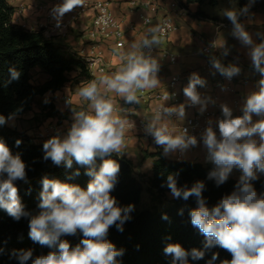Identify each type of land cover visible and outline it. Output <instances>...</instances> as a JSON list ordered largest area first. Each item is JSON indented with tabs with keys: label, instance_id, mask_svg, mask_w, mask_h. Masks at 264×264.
Listing matches in <instances>:
<instances>
[{
	"label": "clouds",
	"instance_id": "1",
	"mask_svg": "<svg viewBox=\"0 0 264 264\" xmlns=\"http://www.w3.org/2000/svg\"><path fill=\"white\" fill-rule=\"evenodd\" d=\"M254 2L249 0L240 9H225L223 15L233 26V37L249 48L252 65L261 75L258 88L246 97L242 116L233 117L232 110L226 104L221 105L223 119L216 122L219 137L211 120L200 137L207 151V160L215 166L208 173L209 180L220 186L227 182L234 168L241 170L242 174L234 191L224 195L212 208L207 206L203 196L206 187L203 181H196L191 187L178 186V172L166 176L162 187L166 186L174 199L187 201L195 197L198 206L190 209V222L205 238L203 249L188 251L179 243L167 244L164 254L172 257V264H189V257L202 259L206 251L216 246L232 256L231 260H223L220 264H264V193L258 194L252 183L258 179V173L264 174V37H261L262 42L255 43L240 22V17L248 14ZM84 4L85 0H63L53 7L52 15L59 24L66 13ZM163 32L162 24H150L141 39L131 42L127 51H120L121 63L114 72L80 82L77 94L86 106L73 109L72 123L66 134L54 135L43 144L45 160L50 159L57 166L64 164L67 168L72 167L73 161L87 166L86 175L90 180L86 188L44 177L39 194L40 211L31 215L25 210L14 183L17 180L27 182L26 164L20 154L13 155L5 141L0 139V208L16 221L30 217L29 238L53 249L35 258L32 249L14 250L12 255L19 264H27L29 260L31 264H118L117 257L123 255V250L107 239L108 232L113 226L123 232V225L131 218L134 205L122 207L111 195L120 167L115 160L106 157L121 153L126 147V135L135 125L120 114L122 110L117 111L110 93L125 103H140L139 91L160 85V65L152 51L160 47ZM221 47L222 55L227 56L229 49ZM210 64L228 79L240 72L237 65L225 66L216 56L210 57ZM9 73L8 83L20 77L15 68H10ZM205 85L206 81L194 72L183 88L190 106L199 105L201 113L206 110L210 98H202L197 88ZM167 99L166 92L163 100ZM253 115L261 119L254 122ZM173 116L183 121L185 105H159L144 126L145 134L163 148L165 156L177 152L183 154L198 144L197 137L190 135L187 128L173 122ZM14 119L15 114L0 115V126ZM20 144L21 141L17 140L16 145ZM97 158L102 161L98 169L95 166ZM75 174L79 175V172ZM78 232L83 238L74 247L68 240L61 239ZM218 257V253H213L207 264H214Z\"/></svg>",
	"mask_w": 264,
	"mask_h": 264
},
{
	"label": "trees",
	"instance_id": "2",
	"mask_svg": "<svg viewBox=\"0 0 264 264\" xmlns=\"http://www.w3.org/2000/svg\"><path fill=\"white\" fill-rule=\"evenodd\" d=\"M238 7L243 8L249 0H236ZM217 0H186V5L204 4L215 6ZM251 10V8L249 9ZM257 10H264V1ZM15 9L7 0H0V115L8 117L10 114L22 115L31 110L37 96L47 92L60 90L68 82V74L79 69L81 74H87L82 62L75 57H65L60 50L48 41L42 32L29 31L14 24L12 16ZM195 19L214 20L200 8L192 14ZM38 67L48 79L42 84L31 83V71ZM15 68L20 72L18 80L10 79L9 69ZM0 139H3L13 155L20 154L26 164L27 182L15 181L18 195L25 210L31 215L39 213V194L42 191V179H58L61 182L77 184L86 188L90 177L86 175L87 166H81L73 161L71 168L64 164L57 166L44 159L43 144L33 143L23 132L7 126H0ZM20 140L21 144L16 145ZM153 159L152 174L148 179L149 187L157 194L163 195L170 190L162 185L170 173H179L178 186L191 187L196 181L205 183L203 196L209 208L215 206L219 200L235 189L238 179L229 177L226 183L217 186L213 180L207 178L208 173L215 167L214 164L202 165L185 161H173L165 157L161 151L149 154ZM120 167L118 181L111 195L120 206L137 205L142 192V183L135 173L134 164L125 158L112 154L110 157ZM102 163L96 159L98 169ZM79 175H76V172ZM257 193H264V177L252 182ZM195 197L187 201L173 199L171 205L163 210H134L130 219L123 225V232L111 227L107 239L117 249L123 250V255L117 257L118 264H172V257L164 254V248L169 243H179L185 250L193 248L203 249L205 238L190 222V209L196 208ZM181 210L182 214H181ZM167 217L165 219L164 217ZM29 219L22 217L19 221L10 217L0 208V264H19L12 255L14 250L32 249L33 258L46 255L53 249L34 243L29 238ZM79 232L75 236H62L71 246H75L82 239ZM213 253L219 257L214 264L223 260H231L232 256L226 250L216 246L206 251L205 256L199 260L189 257V264H207ZM31 264V260L27 262Z\"/></svg>",
	"mask_w": 264,
	"mask_h": 264
},
{
	"label": "crops",
	"instance_id": "3",
	"mask_svg": "<svg viewBox=\"0 0 264 264\" xmlns=\"http://www.w3.org/2000/svg\"><path fill=\"white\" fill-rule=\"evenodd\" d=\"M110 1V9L116 18L121 22L122 29L125 33L124 46L120 49L115 48L113 42H108L100 47L108 71L105 74H111L121 63L120 51H127L130 43L141 39L150 24H156L167 14L170 9L169 5L173 1L179 4H186V0H106ZM215 6L204 4H189L184 7L185 11L175 10L172 15L176 29L172 31L167 38H161V45L155 48L158 52L159 61L158 79L160 85L155 89H145L139 91L140 103H125L122 98L110 93L114 98L117 111L127 118L142 120L147 123L153 115V109L157 105L170 104L171 106L185 105L186 117L200 115L205 111L217 110L222 114L221 105L223 102L232 110V115L242 111L246 97L258 88V81L261 75L252 65L249 48L243 46L241 42L232 35V24L223 15V10L233 8L239 9L236 0H217ZM15 11L12 16V22L20 25L29 31H39V26L46 22V11L49 8L63 2V0H7ZM146 3H156L159 8L156 13L150 12ZM214 20L195 19L192 14L198 9ZM143 17H150L151 23L144 24ZM93 18L91 12H86L81 20L74 25L66 36H44L50 41L65 57H75L84 47V37L82 27L89 25ZM240 22L244 24L245 29L251 34L255 43H260L261 37H264V10H249L247 15L240 17ZM229 49L227 56L222 55L223 47ZM209 47V53H203V49ZM167 51L176 56L175 64L169 63L166 59L160 57L159 53ZM216 56L227 66L235 64L240 68L238 75L233 78L236 92L234 94L220 95L214 88V84L222 77L210 64V57ZM198 73L210 86L208 90L198 86L197 90L202 98H210L205 111L201 113L200 106L189 107L190 102L183 93V88L188 84L189 77L192 73ZM171 77H177L179 83L176 86L178 93L175 101L167 91V85ZM94 76L81 74L76 69L68 74V82L58 91L47 92L42 96H37L34 100L30 111L16 115L15 119L9 121L7 126L19 132L25 133L33 143L44 144L46 140L54 135L63 136L67 133L72 123L73 109L86 106L78 96L80 82L94 79ZM48 76L36 67L31 71V83L38 85L44 83ZM205 85V86H206ZM167 92L169 99L160 101L153 98L157 92ZM219 96L220 100L216 102L214 98ZM219 103V108L215 105ZM177 126L184 123L171 118ZM201 137V136H200ZM199 137L197 146L191 147L185 153L179 152L165 156L173 161H185L190 163H199L204 166L213 164L207 160V151L202 140ZM124 147L119 157L130 160L135 167L137 177H142L148 181L152 174L153 159L149 154L161 151L163 148L157 146L150 135H146L144 130L134 128L129 131L125 139ZM115 154V153H113ZM242 174L241 170L234 168L229 177L239 179ZM264 177V174L258 173V178ZM165 198L172 201L174 198L170 192L163 194Z\"/></svg>",
	"mask_w": 264,
	"mask_h": 264
},
{
	"label": "built area",
	"instance_id": "4",
	"mask_svg": "<svg viewBox=\"0 0 264 264\" xmlns=\"http://www.w3.org/2000/svg\"><path fill=\"white\" fill-rule=\"evenodd\" d=\"M185 5V4H184ZM145 7L152 13H156L159 5L156 3H146ZM52 8L47 9L46 11V22L39 26V31L42 32L44 36H66L68 31L76 25L83 15L86 12H91L93 14V18L89 25H85L82 27V35L84 37V47L77 53L76 58H78L85 70L88 72L90 76H99L101 74H105L109 69L108 65L105 62L103 52L100 47L108 42H113L115 48L120 49L124 46V38L125 33L122 29L121 22L116 18L113 12L110 9V1L106 0H85V4L82 7H76L72 11L66 13L57 23V20L52 15ZM170 11L165 14L161 21L159 22L164 26V32L161 35V38L169 37L170 33L176 29V25L173 18V11L182 10L185 11L184 6L179 4L177 1H173L169 5ZM145 21H149L151 23L150 17H143L144 24ZM209 47H205L203 49V53H209ZM152 55L157 58L158 52L155 48L152 51ZM160 57L166 59L169 63L175 64L177 62L176 56L172 55L167 51H162L159 53ZM98 61V63H97ZM109 72V71H108ZM179 83V79L177 77H171L170 81L167 85V91L172 99L177 100V90L176 86ZM210 86H204L205 90H208ZM214 88L218 91L220 95L224 94H234L236 92L235 84L233 78L228 79L222 76L215 84ZM166 93L161 91L154 94L153 98L155 100H163V96ZM216 102L220 100L219 96L214 98ZM223 104H226L223 102ZM166 107H171L170 104H163ZM159 105L155 106L156 109ZM190 108L194 106H190ZM216 108H219V103L215 105ZM153 109V111H154ZM243 111H238L234 117L242 116ZM176 118L175 116L172 117ZM130 121L134 122L135 127L140 130H144L145 122L142 120H136L133 118H128ZM219 119H223V115L217 110L205 111L200 115H194L191 117H186L184 123L180 125L181 128H187L190 135H194L197 137L199 141V137L202 132L207 127L208 121L211 120L213 122L212 126L219 137V130L217 121ZM261 119V117L253 115V121H257Z\"/></svg>",
	"mask_w": 264,
	"mask_h": 264
},
{
	"label": "rangeland",
	"instance_id": "5",
	"mask_svg": "<svg viewBox=\"0 0 264 264\" xmlns=\"http://www.w3.org/2000/svg\"><path fill=\"white\" fill-rule=\"evenodd\" d=\"M263 1L264 0H255V2L251 4L250 8L252 10H257L260 3ZM138 178L142 183L143 189L140 195L139 203L134 206V210H163L171 205V201L164 196L157 194L149 187L147 180L142 179V177Z\"/></svg>",
	"mask_w": 264,
	"mask_h": 264
}]
</instances>
